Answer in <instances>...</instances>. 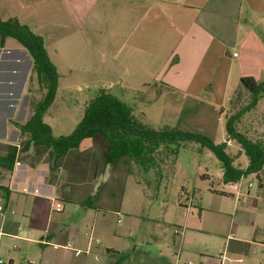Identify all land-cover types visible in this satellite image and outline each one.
<instances>
[{
  "label": "crops",
  "instance_id": "0c3cea01",
  "mask_svg": "<svg viewBox=\"0 0 264 264\" xmlns=\"http://www.w3.org/2000/svg\"><path fill=\"white\" fill-rule=\"evenodd\" d=\"M24 15H54L61 32L68 31L67 23L96 31L99 24L106 25L111 37L97 43L100 56L113 57L115 70L142 86L152 81L198 97L202 91H229L233 78L258 81L264 72V0H0V20L16 19L34 33V24ZM118 33L129 34L118 53L109 56ZM64 45L60 41V48ZM32 65L19 43L6 38L1 46L0 40V204L6 211L0 216V264H264V193L253 175L248 177L256 184L248 183L243 191L239 182L223 184V190L211 187L210 193L221 198L241 197L243 204L249 199V206L239 209L234 203L228 214L222 206L210 211L202 198L187 197L182 223L153 221L155 231L147 234L138 206L125 213L121 227L100 232L104 216L92 201L97 193L90 191L85 200L75 202L62 189L67 160L74 157L70 167H79V154L73 153L77 149L63 156H52L41 146L20 150L29 137L22 140L16 124H24L35 107H30L27 91ZM231 143L227 141V150ZM10 148L16 150L14 157ZM124 160L128 158L108 167L101 187L112 167ZM102 170L94 174L96 179ZM193 208L197 218H192ZM52 214H60L59 219ZM72 214L82 227L89 223V235L98 245L79 224H63Z\"/></svg>",
  "mask_w": 264,
  "mask_h": 264
},
{
  "label": "rangeland",
  "instance_id": "374dc122",
  "mask_svg": "<svg viewBox=\"0 0 264 264\" xmlns=\"http://www.w3.org/2000/svg\"><path fill=\"white\" fill-rule=\"evenodd\" d=\"M6 6L10 7L8 4ZM58 9L56 5L51 11L56 13ZM24 16L29 17L34 24V34L45 40L48 55L58 71L56 97L44 116L45 123L52 128L55 137L70 134L81 120L85 107L100 90H105L131 108L134 117L143 124L156 130L166 126L199 134L213 144L225 142V118L243 111L237 130L249 140L264 147V97L258 100L255 107L244 111L250 98L236 78L230 82L229 91H202L198 97L186 91L165 90L161 86L153 85L152 81L145 82L151 86H142L139 81L130 79L124 71L115 70L113 57L100 56L101 47H97V43L104 44L111 37L106 25L99 24L101 29L96 31L88 29L87 25L76 28L67 23L68 31L61 32L57 25L58 17L54 15ZM102 17L101 20H106ZM67 19L65 16V20ZM127 34L129 33L115 35V46L107 50L109 56L118 53ZM9 41L17 44L11 38ZM60 41L65 43L64 48H60ZM103 41L105 42L99 43ZM235 51L240 52L239 48ZM257 78L258 81L264 80V72ZM27 91L30 93V107L33 108L42 96L40 83L34 74H31L28 80ZM26 112L24 107L22 117L26 116ZM27 136L22 135L21 139L24 140ZM106 149V141L102 136L85 141L80 149L73 152L79 154L75 156L79 166L77 170L74 171L70 167L69 163L75 162L72 157L67 160L66 171L61 172L64 177L62 189L68 198L79 202L85 200L90 191L97 193L92 201L98 208L97 212L103 213L104 216L103 221L98 224L100 232L102 229L103 233H106L108 228L121 227L125 213L137 209L138 206L146 218L145 227L148 234L155 231L153 221L182 223L186 220L184 205L187 204V197H193L195 200L202 198L210 211L222 206V209L227 210L225 214H228L234 203L239 209L250 204L249 199L243 204L241 197L234 201L210 193L211 187L216 190L225 189L221 164L208 149L197 143L171 145L168 149L160 147L150 156L151 162L147 167L139 166L129 159L124 160L120 166L117 163L112 167V173L110 172L103 187H98V183L94 184V174L104 167ZM239 149L240 147L232 141L227 153L233 159L234 167L245 169L248 161ZM258 177L260 179L257 186L260 183L264 193V169ZM104 179H107V176L101 180ZM248 183L256 184V181L251 177L242 178L237 186L243 191ZM67 203L65 200L64 206H67ZM76 204L80 206L79 203ZM196 210L197 208L192 209V218H197ZM52 215L56 219L60 217V214ZM64 219L63 224L66 226L76 227L79 224L76 214ZM86 226L89 227V223H86ZM81 227L79 224L80 230ZM87 227L83 225L82 228L89 233Z\"/></svg>",
  "mask_w": 264,
  "mask_h": 264
},
{
  "label": "trees",
  "instance_id": "16d2710c",
  "mask_svg": "<svg viewBox=\"0 0 264 264\" xmlns=\"http://www.w3.org/2000/svg\"><path fill=\"white\" fill-rule=\"evenodd\" d=\"M6 38L14 39L27 51L33 63L32 74L37 76L42 89L41 99L33 108L29 119L22 125L16 124L20 134L29 137L20 143V150H26L30 145L41 146L50 150L52 156H63L78 149L83 141L102 136L107 142V150L103 170L96 181L99 187L102 185L101 179L106 169L122 158H128L139 166L147 167L151 162L150 156L160 147L168 149L171 145L197 143L208 149L221 164L223 184L237 183L250 175H255L259 181L258 176L264 169V147L249 140L237 130L239 117L243 111L225 118L226 142L213 144L199 134L176 128L165 126L158 130L153 129L136 119L131 109L123 102L105 90H100L85 107L83 116L74 130L68 135L55 138L43 118L55 99L58 73L49 59L43 40L16 19L0 20L1 46ZM240 84L250 98L244 109L249 111L256 106L261 97H264V81L244 77L241 78ZM227 141H234L240 147L248 161L245 169L234 167L233 159L227 153ZM15 152L14 148H10V157H14ZM258 186L261 187L260 183ZM218 194L225 196L224 193Z\"/></svg>",
  "mask_w": 264,
  "mask_h": 264
},
{
  "label": "built area",
  "instance_id": "2783aa9c",
  "mask_svg": "<svg viewBox=\"0 0 264 264\" xmlns=\"http://www.w3.org/2000/svg\"><path fill=\"white\" fill-rule=\"evenodd\" d=\"M248 187H251V184H249ZM243 201H245V199H244ZM55 209H56L57 211H59V210L61 209V205H60V204H56V205H55ZM186 210H187V209H186ZM186 210H185V211H186ZM5 212H6V211H5L4 207L0 204V216H3ZM11 213H13V211H11ZM19 229H20V227H19ZM86 236L89 237V238H88L89 241L94 242V241L92 240V238L90 237L91 235H89V233H86ZM94 243H95L96 245H98V241H95ZM67 248H68V249H74V247H73L72 244H68V245H67ZM0 263H1V261H0Z\"/></svg>",
  "mask_w": 264,
  "mask_h": 264
}]
</instances>
